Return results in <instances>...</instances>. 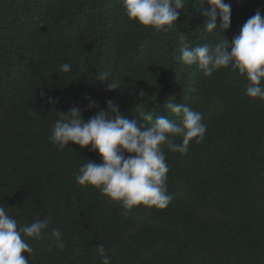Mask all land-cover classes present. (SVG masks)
I'll list each match as a JSON object with an SVG mask.
<instances>
[{
  "label": "trees",
  "instance_id": "16d2710c",
  "mask_svg": "<svg viewBox=\"0 0 264 264\" xmlns=\"http://www.w3.org/2000/svg\"><path fill=\"white\" fill-rule=\"evenodd\" d=\"M225 2L229 41L258 9L264 15V0ZM208 7L186 0L176 25L158 32L130 21L120 0H0V207L18 228L50 219L28 256L35 264H101L100 245L111 264H264V101L248 98L246 77L230 68L205 78L174 59L179 35L189 47L223 39V30L203 28ZM66 62L70 73L60 72ZM100 72L123 89L107 91ZM85 97L99 108L114 100L138 124L150 113L174 118L169 100L203 114L202 143L186 154L164 149L168 207L124 215L76 183L83 164L102 158L71 142L57 150L49 136L58 112L78 106L85 121L95 115Z\"/></svg>",
  "mask_w": 264,
  "mask_h": 264
},
{
  "label": "clouds",
  "instance_id": "9594fccd",
  "mask_svg": "<svg viewBox=\"0 0 264 264\" xmlns=\"http://www.w3.org/2000/svg\"><path fill=\"white\" fill-rule=\"evenodd\" d=\"M120 2L130 21L158 32L173 28L186 6V0ZM205 2L209 7L203 12L206 17L203 28L210 34L223 30V39L215 45L205 43L189 47L185 44L186 37L179 35L180 54L174 59L186 66H197L205 78L230 68L246 77L248 98L264 101V15L258 9L229 41L224 33L231 25V5L225 0H199V3ZM71 71V63H63L60 67L62 73ZM110 76L109 72H100L95 80L106 84L109 92L122 90V82ZM85 99L88 101L86 110L97 109L95 115L85 121L78 106L71 107L67 113L58 112L59 118L49 136L57 150H63L71 142L80 149L91 146L90 151L102 158L101 163L87 161L83 164L75 177L76 183L94 187L107 203H118L124 215L137 206L168 207L173 196L166 184L169 168L164 149L186 154L191 143H202L207 130L203 114L169 100L165 105L174 118L165 115L153 120L150 113L143 118L144 123L138 124L136 120L122 117L120 105L112 99L106 101V108H99L91 97ZM49 103L54 101L49 98ZM146 121L151 123L146 124ZM49 223V218L37 219L18 228L17 221L0 207V264H35L29 259L30 254H34L33 243L44 238ZM51 239L58 248L64 247L63 234L58 228L51 229ZM98 252L101 264H111V257L103 245L98 247ZM45 264H61V258Z\"/></svg>",
  "mask_w": 264,
  "mask_h": 264
},
{
  "label": "bare ground",
  "instance_id": "6f19581e",
  "mask_svg": "<svg viewBox=\"0 0 264 264\" xmlns=\"http://www.w3.org/2000/svg\"><path fill=\"white\" fill-rule=\"evenodd\" d=\"M9 209V208H8ZM15 211V210H14Z\"/></svg>",
  "mask_w": 264,
  "mask_h": 264
}]
</instances>
